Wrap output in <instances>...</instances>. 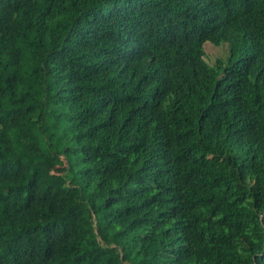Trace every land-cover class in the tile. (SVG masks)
<instances>
[{
	"label": "trees",
	"instance_id": "16d2710c",
	"mask_svg": "<svg viewBox=\"0 0 264 264\" xmlns=\"http://www.w3.org/2000/svg\"><path fill=\"white\" fill-rule=\"evenodd\" d=\"M0 264H264V0H0Z\"/></svg>",
	"mask_w": 264,
	"mask_h": 264
},
{
	"label": "rangeland",
	"instance_id": "374dc122",
	"mask_svg": "<svg viewBox=\"0 0 264 264\" xmlns=\"http://www.w3.org/2000/svg\"><path fill=\"white\" fill-rule=\"evenodd\" d=\"M204 50V60L208 65H213L217 59H225L227 54L226 45L214 46L209 42H205L203 44ZM64 165V161L62 159V165Z\"/></svg>",
	"mask_w": 264,
	"mask_h": 264
}]
</instances>
